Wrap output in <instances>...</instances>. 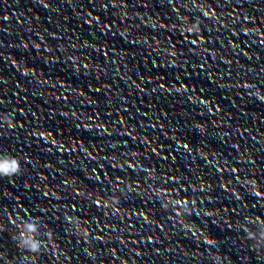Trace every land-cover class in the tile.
I'll return each mask as SVG.
<instances>
[{"label": "clouds", "instance_id": "obj_1", "mask_svg": "<svg viewBox=\"0 0 264 264\" xmlns=\"http://www.w3.org/2000/svg\"><path fill=\"white\" fill-rule=\"evenodd\" d=\"M20 171V166L18 161L11 160V162L8 161H2L0 162V175H13ZM36 226L34 224H29L27 226V232L28 233H35L36 232ZM25 242L27 243V246L33 251L36 252L39 250V242L32 239L31 237H28L25 239Z\"/></svg>", "mask_w": 264, "mask_h": 264}]
</instances>
